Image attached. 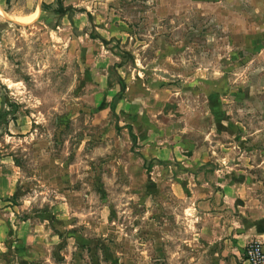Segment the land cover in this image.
Returning <instances> with one entry per match:
<instances>
[{
    "label": "rangeland",
    "instance_id": "obj_1",
    "mask_svg": "<svg viewBox=\"0 0 264 264\" xmlns=\"http://www.w3.org/2000/svg\"><path fill=\"white\" fill-rule=\"evenodd\" d=\"M58 1L0 0V264H209L206 178L264 225V0Z\"/></svg>",
    "mask_w": 264,
    "mask_h": 264
},
{
    "label": "crops",
    "instance_id": "obj_2",
    "mask_svg": "<svg viewBox=\"0 0 264 264\" xmlns=\"http://www.w3.org/2000/svg\"><path fill=\"white\" fill-rule=\"evenodd\" d=\"M220 171L215 170V174L220 176ZM10 182L11 186L14 185L12 179ZM186 186H189L188 195L191 200L188 206L192 216L189 224L194 230L186 238L190 247L197 254L201 250L213 257L214 261L209 264H249L242 258L245 246L252 240L264 241V225L260 217L247 215L248 203L243 199L245 196L240 187L219 178H206L202 182H192L191 187L189 183ZM201 186L209 188L201 190ZM14 191V186L9 191L0 190V196L4 192L11 195Z\"/></svg>",
    "mask_w": 264,
    "mask_h": 264
},
{
    "label": "built area",
    "instance_id": "obj_3",
    "mask_svg": "<svg viewBox=\"0 0 264 264\" xmlns=\"http://www.w3.org/2000/svg\"><path fill=\"white\" fill-rule=\"evenodd\" d=\"M244 256L249 264H264V244L260 240L250 241L244 249Z\"/></svg>",
    "mask_w": 264,
    "mask_h": 264
},
{
    "label": "trees",
    "instance_id": "obj_4",
    "mask_svg": "<svg viewBox=\"0 0 264 264\" xmlns=\"http://www.w3.org/2000/svg\"><path fill=\"white\" fill-rule=\"evenodd\" d=\"M58 9H57V12L58 13H61V12H64V11H66V8L64 7V5H63V3L59 0L58 1ZM101 38V37H100ZM101 40L104 42V43H106L107 41H106V39H103V38H101Z\"/></svg>",
    "mask_w": 264,
    "mask_h": 264
},
{
    "label": "bare ground",
    "instance_id": "obj_5",
    "mask_svg": "<svg viewBox=\"0 0 264 264\" xmlns=\"http://www.w3.org/2000/svg\"><path fill=\"white\" fill-rule=\"evenodd\" d=\"M32 18V17H31ZM29 20H30V18H29ZM22 21V20H21Z\"/></svg>",
    "mask_w": 264,
    "mask_h": 264
}]
</instances>
